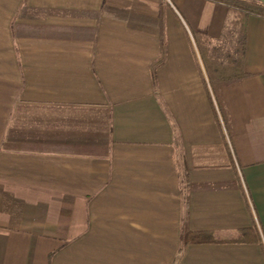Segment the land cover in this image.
Segmentation results:
<instances>
[{
    "label": "crops",
    "instance_id": "obj_1",
    "mask_svg": "<svg viewBox=\"0 0 264 264\" xmlns=\"http://www.w3.org/2000/svg\"><path fill=\"white\" fill-rule=\"evenodd\" d=\"M234 19L0 0V264H264V19L221 80Z\"/></svg>",
    "mask_w": 264,
    "mask_h": 264
},
{
    "label": "trees",
    "instance_id": "obj_2",
    "mask_svg": "<svg viewBox=\"0 0 264 264\" xmlns=\"http://www.w3.org/2000/svg\"><path fill=\"white\" fill-rule=\"evenodd\" d=\"M228 6L231 14L235 16L233 21H230L228 29L223 34L224 39L235 38L234 44L230 51L226 46L221 45L219 55L222 60H225V65L221 64L220 71L218 72L221 80L224 75H235L240 71L241 56L244 51L245 41V26L244 22L248 16H257L264 19V5L257 4L250 0H217ZM224 40V41H225ZM214 88V86L212 87ZM214 90V89H213ZM217 93L215 92V96ZM216 101L221 110V102L218 96Z\"/></svg>",
    "mask_w": 264,
    "mask_h": 264
},
{
    "label": "rangeland",
    "instance_id": "obj_3",
    "mask_svg": "<svg viewBox=\"0 0 264 264\" xmlns=\"http://www.w3.org/2000/svg\"><path fill=\"white\" fill-rule=\"evenodd\" d=\"M250 1H253V2H255L254 0H250ZM234 38H227V41L224 43V46H226V50L227 49H231L232 48V46H233V44H234Z\"/></svg>",
    "mask_w": 264,
    "mask_h": 264
},
{
    "label": "built area",
    "instance_id": "obj_4",
    "mask_svg": "<svg viewBox=\"0 0 264 264\" xmlns=\"http://www.w3.org/2000/svg\"><path fill=\"white\" fill-rule=\"evenodd\" d=\"M166 1H169V0H166Z\"/></svg>",
    "mask_w": 264,
    "mask_h": 264
}]
</instances>
